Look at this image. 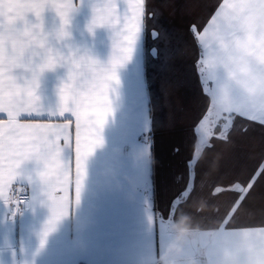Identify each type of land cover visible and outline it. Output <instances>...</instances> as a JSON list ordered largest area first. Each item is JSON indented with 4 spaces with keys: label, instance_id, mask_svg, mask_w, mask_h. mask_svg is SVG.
Here are the masks:
<instances>
[{
    "label": "snow or ice",
    "instance_id": "1",
    "mask_svg": "<svg viewBox=\"0 0 264 264\" xmlns=\"http://www.w3.org/2000/svg\"><path fill=\"white\" fill-rule=\"evenodd\" d=\"M84 7L88 15L80 28L74 20ZM208 8L206 24H193L190 31L200 50L196 75L210 97L197 127L201 143L210 147L218 126L213 115L264 126V0H215ZM45 12L53 13L48 28ZM29 13L32 20L23 31L5 19L12 14L27 19ZM147 13V0H4L0 5V204L13 222L25 211L47 210L35 233L33 260L20 264H91L98 241L119 245L129 228L142 238L148 224L155 233L153 215L141 231L124 189L105 190L93 174L110 161L112 143L128 142L122 133L134 116L151 132V117L143 116L144 94L148 57L156 59L157 49L145 45ZM99 29L111 42L105 57L95 51ZM151 35L158 39L157 32ZM225 130L217 138L226 139ZM150 141L133 143L120 161L124 171L131 161L127 173L136 178L137 195L154 187ZM261 172L264 168L257 178ZM240 187L236 182L229 190ZM85 213L91 221L85 248L69 250L63 226ZM240 240L238 264H264V226L243 231Z\"/></svg>",
    "mask_w": 264,
    "mask_h": 264
},
{
    "label": "crops",
    "instance_id": "2",
    "mask_svg": "<svg viewBox=\"0 0 264 264\" xmlns=\"http://www.w3.org/2000/svg\"><path fill=\"white\" fill-rule=\"evenodd\" d=\"M209 3L215 0H147L145 45L157 49L156 59L148 57L144 94L143 116L151 117V132L142 129L141 121L134 116L122 133L128 142L118 138L112 143L110 161L95 168L93 174L99 177L105 190L124 189V198L133 204L141 231L148 214L154 216L156 230L153 233L148 224L141 238L136 229L129 228L119 245L106 239L98 241L91 264H162L161 257L173 235L171 225L182 213L190 215L202 228H214L223 221L209 246L208 256H201L191 245H185L181 259L192 255L199 264H205L207 259L226 258L238 262L235 252L242 245L241 233L264 226V172L257 178V172L264 168V126L228 114L220 119L213 115L218 126L213 129L210 147L201 143L202 132L197 127L210 107V97L202 91L196 75L194 66L200 50L190 26L206 24L211 11ZM3 4L4 0H0V5ZM87 15L88 8H82L74 23L83 28ZM44 16L48 28L53 13L45 12ZM5 19L23 31L32 16L29 13L25 19L12 14ZM153 31L158 33L155 41ZM73 36L79 43L80 35L75 28ZM91 40L86 37V41ZM96 41L95 51L101 57L107 56L111 42L104 29L97 31ZM52 79L51 73L46 74L45 85L49 89ZM226 124L230 126L225 130ZM224 130L227 138H217L219 134L223 137ZM149 138L154 187L137 195L136 178L127 173L132 163L126 161L124 171L120 161L132 152L133 143H144ZM236 182L241 187L229 190ZM7 211L0 204V264L31 262L35 233L47 218V210L25 211L14 222L6 219ZM90 223L86 213L65 222V246L69 250H84V236ZM225 233L229 234L227 242Z\"/></svg>",
    "mask_w": 264,
    "mask_h": 264
},
{
    "label": "clouds",
    "instance_id": "3",
    "mask_svg": "<svg viewBox=\"0 0 264 264\" xmlns=\"http://www.w3.org/2000/svg\"><path fill=\"white\" fill-rule=\"evenodd\" d=\"M222 223L223 221H220L214 228H202L190 215L180 214L171 225L173 235L161 257L162 264H199L192 255L181 259L185 245H191L201 256H208L209 246L216 239L219 226ZM205 264H238V262L235 258L207 259Z\"/></svg>",
    "mask_w": 264,
    "mask_h": 264
},
{
    "label": "built area",
    "instance_id": "4",
    "mask_svg": "<svg viewBox=\"0 0 264 264\" xmlns=\"http://www.w3.org/2000/svg\"><path fill=\"white\" fill-rule=\"evenodd\" d=\"M19 216H20V215H17V216L15 217V220H17ZM6 219H8V220H12V219H11V214H10L9 211H7V213H6Z\"/></svg>",
    "mask_w": 264,
    "mask_h": 264
}]
</instances>
